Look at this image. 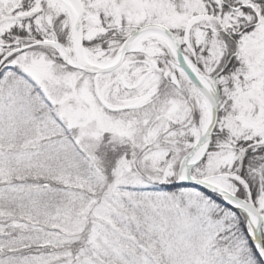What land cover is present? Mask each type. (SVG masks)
Returning <instances> with one entry per match:
<instances>
[{"label":"snow or ice","instance_id":"obj_1","mask_svg":"<svg viewBox=\"0 0 264 264\" xmlns=\"http://www.w3.org/2000/svg\"><path fill=\"white\" fill-rule=\"evenodd\" d=\"M0 264H264V0H0Z\"/></svg>","mask_w":264,"mask_h":264}]
</instances>
